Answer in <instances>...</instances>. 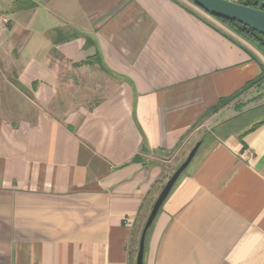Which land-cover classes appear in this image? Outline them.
I'll list each match as a JSON object with an SVG mask.
<instances>
[{"label": "crops", "instance_id": "1", "mask_svg": "<svg viewBox=\"0 0 264 264\" xmlns=\"http://www.w3.org/2000/svg\"><path fill=\"white\" fill-rule=\"evenodd\" d=\"M33 1L9 14L0 264H136L141 207L199 141L144 264H264L263 52L186 0Z\"/></svg>", "mask_w": 264, "mask_h": 264}, {"label": "water", "instance_id": "2", "mask_svg": "<svg viewBox=\"0 0 264 264\" xmlns=\"http://www.w3.org/2000/svg\"><path fill=\"white\" fill-rule=\"evenodd\" d=\"M192 1L212 16L238 21L264 34V9L262 8L247 5L236 0ZM201 143V141L196 143L185 160L171 174L162 190L160 191L156 201L154 202L140 236L136 264H144L147 232L153 224L166 198L173 189L175 183L182 175V173L187 169V167L191 164L199 147L201 146Z\"/></svg>", "mask_w": 264, "mask_h": 264}, {"label": "rangeland", "instance_id": "3", "mask_svg": "<svg viewBox=\"0 0 264 264\" xmlns=\"http://www.w3.org/2000/svg\"><path fill=\"white\" fill-rule=\"evenodd\" d=\"M20 1L0 0V116L2 117L15 115L16 111L12 107L14 108L16 104L21 106L24 99L15 86V74L19 68V65L13 61L17 59L18 51L14 49L17 37L11 32L13 21L9 17L10 13L18 9ZM186 1L195 4L191 0ZM25 53H30V47ZM25 99L27 100L26 97Z\"/></svg>", "mask_w": 264, "mask_h": 264}, {"label": "trees", "instance_id": "4", "mask_svg": "<svg viewBox=\"0 0 264 264\" xmlns=\"http://www.w3.org/2000/svg\"><path fill=\"white\" fill-rule=\"evenodd\" d=\"M236 1L264 9V0H236ZM36 4L37 3L34 2L33 0H21L18 4V9L32 8V7H35ZM215 18H217L222 23L227 25L229 28H231L234 32H236L240 36L247 39L249 42H251L253 45H255L264 54V34L263 33L255 30V29H253V28H251L245 24H242L238 21L229 20V19H225V18H219V17H215ZM217 107H218V105L215 106L213 109H216ZM164 184H165V180H162V181H159L153 185L152 190L150 191L148 197L145 200V203L143 204V206L141 207V209L139 211V214L137 217V222L135 225V233H134V240H133L134 241L133 242L134 243V245H133V256H134V258L137 257L140 236H141L144 224H145L147 217L150 213V210L152 209V206H153L154 202L156 201V199H157L160 191L162 190ZM147 234H148V232H147Z\"/></svg>", "mask_w": 264, "mask_h": 264}]
</instances>
